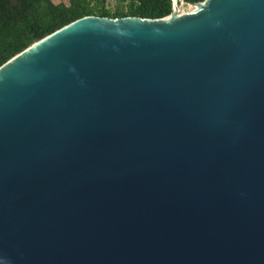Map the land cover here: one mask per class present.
<instances>
[{"label": "water", "instance_id": "obj_1", "mask_svg": "<svg viewBox=\"0 0 264 264\" xmlns=\"http://www.w3.org/2000/svg\"><path fill=\"white\" fill-rule=\"evenodd\" d=\"M188 5L0 66V264H264V0Z\"/></svg>", "mask_w": 264, "mask_h": 264}, {"label": "trees", "instance_id": "obj_2", "mask_svg": "<svg viewBox=\"0 0 264 264\" xmlns=\"http://www.w3.org/2000/svg\"><path fill=\"white\" fill-rule=\"evenodd\" d=\"M0 0V66L25 48L59 28L86 16L117 19H161L171 12L172 0ZM177 1V0H174ZM203 0H181L183 4Z\"/></svg>", "mask_w": 264, "mask_h": 264}, {"label": "rangeland", "instance_id": "obj_3", "mask_svg": "<svg viewBox=\"0 0 264 264\" xmlns=\"http://www.w3.org/2000/svg\"><path fill=\"white\" fill-rule=\"evenodd\" d=\"M51 2L54 3V4H57V3H60V2L64 3V4H67V0H51ZM174 2H175L174 3V12L176 11L175 13L179 12L180 14H186V13L191 12L190 9H191L192 5L183 4L181 2V0H177V1H174ZM113 5H114V1L113 0H107L106 7L112 9Z\"/></svg>", "mask_w": 264, "mask_h": 264}, {"label": "bare ground", "instance_id": "obj_4", "mask_svg": "<svg viewBox=\"0 0 264 264\" xmlns=\"http://www.w3.org/2000/svg\"><path fill=\"white\" fill-rule=\"evenodd\" d=\"M172 3H173V4L175 3L174 0H172ZM201 6H202V4H200L199 7H201ZM189 8H190V7H189ZM190 11H191V12H189V13H193V12H195V11H198V6L192 5ZM175 12H176V11H175ZM175 12H174V7H173V13H172V15L180 14L179 12H177V13H175ZM180 15H182V14H180Z\"/></svg>", "mask_w": 264, "mask_h": 264}]
</instances>
